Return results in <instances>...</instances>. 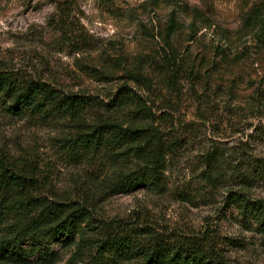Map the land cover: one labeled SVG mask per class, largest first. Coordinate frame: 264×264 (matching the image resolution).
<instances>
[{
	"label": "rangeland",
	"instance_id": "obj_1",
	"mask_svg": "<svg viewBox=\"0 0 264 264\" xmlns=\"http://www.w3.org/2000/svg\"><path fill=\"white\" fill-rule=\"evenodd\" d=\"M0 71L91 99L76 122L0 94L7 166L87 210L0 264H264V0H0ZM101 125L97 147L75 144ZM156 157L160 185L114 191Z\"/></svg>",
	"mask_w": 264,
	"mask_h": 264
},
{
	"label": "trees",
	"instance_id": "obj_2",
	"mask_svg": "<svg viewBox=\"0 0 264 264\" xmlns=\"http://www.w3.org/2000/svg\"><path fill=\"white\" fill-rule=\"evenodd\" d=\"M247 22L249 23V19ZM0 94L10 101V104H5V108L11 114L23 115L25 111H29L43 116L61 115L62 118L69 117L76 122H80L86 116L88 106L91 104V99L85 95L61 96L45 82L34 80L20 82L12 75L1 71ZM109 131L111 127L108 125L98 126L89 133L80 134L75 139V144L80 143L87 149L97 147L105 141ZM115 136L119 137V134L116 132ZM130 136L133 140L141 139L139 130L131 131ZM158 159V157L155 158L150 168H138L123 175L115 184L114 191L124 193L136 187L160 185L162 171ZM7 164L6 158L0 154V254L6 256L16 251L24 253L23 249L18 247L20 241L45 229L74 236L79 231L80 222L87 213L85 207L75 202L44 203L31 193L27 186L28 179L15 170H10ZM257 202L264 211V198ZM40 206L42 209L32 214ZM159 253L155 250L152 254ZM194 258L198 259V257ZM173 261L175 264L182 263L179 256H175ZM184 261L189 262L188 255ZM86 264L104 263L92 260Z\"/></svg>",
	"mask_w": 264,
	"mask_h": 264
}]
</instances>
